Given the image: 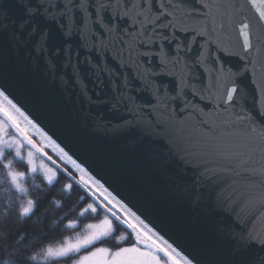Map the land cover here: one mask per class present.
<instances>
[{
    "label": "water",
    "instance_id": "obj_1",
    "mask_svg": "<svg viewBox=\"0 0 264 264\" xmlns=\"http://www.w3.org/2000/svg\"><path fill=\"white\" fill-rule=\"evenodd\" d=\"M8 3L0 91L33 130L191 264H264V25L246 0ZM243 22L247 65L218 47ZM221 66L239 73L235 106Z\"/></svg>",
    "mask_w": 264,
    "mask_h": 264
},
{
    "label": "snow or ice",
    "instance_id": "obj_2",
    "mask_svg": "<svg viewBox=\"0 0 264 264\" xmlns=\"http://www.w3.org/2000/svg\"><path fill=\"white\" fill-rule=\"evenodd\" d=\"M246 3L258 14V23L264 25V0H246ZM13 6L12 0H9V3L6 5L8 10L10 11ZM205 6L211 8L210 5ZM251 27L252 25L250 22L240 23L238 32L233 37L234 42L230 46L218 44V47L224 51L225 55L239 57L244 60L247 65L250 61V57L247 54L252 47ZM238 74L239 73L231 70L224 71L222 66L220 72L217 74V84L223 83L224 95L226 96L224 103L226 105L230 103L235 106L236 99L234 98V94L242 91L235 78ZM4 101H7V104H5ZM9 106H11V109H14V112L9 109ZM215 108L216 106L214 105L213 111H215ZM225 111H227V107ZM0 114L4 117L3 120H0V160L4 159L6 156L5 148L10 149L18 144H27L30 146V149L35 150L36 153H39L41 156L45 155L43 149L46 145L38 146L33 142L28 127L22 126L17 114L27 122V125L35 128L37 132H40V129L36 128V125L33 124L20 108L2 91H0ZM233 115H235L236 121L240 124L244 122L253 124L255 121V118L252 116L236 113L235 107H233ZM260 115L264 117V110L261 111ZM260 123L262 125V131L259 135L264 139V120H261ZM8 126L15 131L17 139L11 141H5L3 139V134L6 133ZM241 131L244 135H249L246 129L241 128ZM256 132L257 129L252 127L251 133ZM41 136L49 144L52 143L43 133H41ZM261 147H264V145H261ZM15 155L18 158L21 157L20 148L18 146L15 149ZM67 160L78 169L80 173L86 175L84 168L77 164L75 160H72L71 157H67ZM27 164L29 166L28 171L35 173L36 167L33 161V151L31 150L28 152ZM12 165V160H8L7 163L2 165L6 174L5 182H9L18 192L27 194V190L23 188L21 184L25 173L15 171ZM41 168L44 169L45 180L51 185L59 169L56 171H53L51 168L45 169L43 164H41ZM91 179V177H88L87 180H85L82 177L80 181L90 192L92 199V202L88 203L87 207L80 212V217L86 218V214L90 211L93 214V218H95L100 214L99 210L103 209V218L100 219L98 223L87 224L84 233L78 235L75 239L68 238L65 239L59 247L48 248L44 253L46 258L61 260L79 257L78 259H73V264H191L189 259L181 256V253L177 251L176 248L157 235L140 216L125 204L121 203L120 200H117L116 197L108 192L107 189H104L102 185H97V187L101 189V192L97 193L96 189L89 184ZM95 183V181H92V184ZM65 188L71 190L73 184L69 183L65 185ZM80 199L83 201L84 197ZM27 204L28 206L24 207L22 210V216L27 215L31 211L33 201L29 200ZM115 221H119L126 226L128 236L134 238L135 243L127 247H117L116 250H112L106 246H98L103 244L107 238L114 235ZM78 226L79 225L75 222H69L65 226V230H75ZM117 239L118 241H123L125 238L120 236ZM32 259L35 260L36 257Z\"/></svg>",
    "mask_w": 264,
    "mask_h": 264
},
{
    "label": "trees",
    "instance_id": "obj_3",
    "mask_svg": "<svg viewBox=\"0 0 264 264\" xmlns=\"http://www.w3.org/2000/svg\"><path fill=\"white\" fill-rule=\"evenodd\" d=\"M43 151L46 157L36 153V159L43 160L53 171L59 169L51 185L45 180L44 171L29 172L27 162L16 158L11 151H5V158L0 160V264H73V259L79 257L55 260L46 258L44 253L50 247H59L65 239H75L84 233L87 224L98 223L103 218V209L95 218L90 211L86 218L80 217V212L92 202L90 192L80 183L81 177L74 167L52 149L44 147ZM8 160L13 161L15 171L25 173L21 184L27 194L5 182L2 165ZM69 183L73 184L71 190L65 188ZM29 200L33 201L32 209L22 216ZM69 222L79 226L75 230H65ZM114 229V235L98 246L115 250L135 243L134 238L128 236L126 226L119 221H115ZM120 236L125 239L118 241Z\"/></svg>",
    "mask_w": 264,
    "mask_h": 264
},
{
    "label": "rangeland",
    "instance_id": "obj_4",
    "mask_svg": "<svg viewBox=\"0 0 264 264\" xmlns=\"http://www.w3.org/2000/svg\"><path fill=\"white\" fill-rule=\"evenodd\" d=\"M4 103L5 104H7L5 101H4ZM9 109L11 110V111H13L14 112V109H11V107L9 106ZM17 117H18V119H20V121H21V124H22V126H26V127H28V130H29V133H30V136H31V138L33 139V142L34 143H36L38 146L39 145H46V147H48V148H50V149H52L54 152H56L59 156H60V158H63L65 161H67L64 157H62L55 149H53L36 131H34L33 130V128H31V126L30 125H27V122L26 121H24L23 120V118L22 117H19V115L17 114ZM4 119V117H3V115L2 114H0V120H3ZM3 139L5 140V141H11V140H14V139H17V137H16V133H15V131L10 127V126H8L7 127V131H6V133L5 134H3ZM19 147L20 148V153H21V157H19V158H23L26 162H27V159H28V152L31 150V151H33V161H34V165H35V167H36V170L38 169V170H42V171H44V169H42L41 168V164H43L44 165V168L45 169H47V167H46V165H45V162L43 161V160H41V159H36V152H35V150H32V149H30V146L29 145H27V144H18V145H14L12 148H5V151H11L12 152V154L16 157V155H15V149H16V147ZM45 156V155H44ZM41 157H43V156H41ZM46 157V156H45ZM16 158H18V157H16ZM68 162V161H67ZM69 163V162H68ZM70 164V163H69ZM71 165V164H70ZM72 166V165H71ZM29 167V166H28ZM73 167V166H72ZM75 169V168H74ZM77 171V170H76ZM78 172V171H77ZM79 173V172H78ZM79 175H80V173H79ZM80 177L82 178V176L80 175ZM127 246H131V245H127ZM127 246H122V247H127ZM116 250V249H115Z\"/></svg>",
    "mask_w": 264,
    "mask_h": 264
}]
</instances>
